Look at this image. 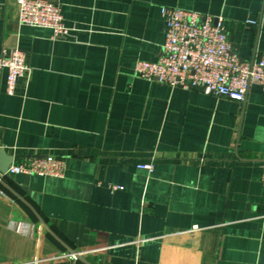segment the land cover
I'll return each mask as SVG.
<instances>
[{
	"label": "crops",
	"instance_id": "0c3cea01",
	"mask_svg": "<svg viewBox=\"0 0 264 264\" xmlns=\"http://www.w3.org/2000/svg\"><path fill=\"white\" fill-rule=\"evenodd\" d=\"M53 1L67 36L0 0V52L31 68L14 95L0 75V149L65 162L3 176L0 264H264V87L236 101L134 73L163 54L162 6L220 17L234 52L264 58V0Z\"/></svg>",
	"mask_w": 264,
	"mask_h": 264
},
{
	"label": "built area",
	"instance_id": "2783aa9c",
	"mask_svg": "<svg viewBox=\"0 0 264 264\" xmlns=\"http://www.w3.org/2000/svg\"><path fill=\"white\" fill-rule=\"evenodd\" d=\"M16 4L20 25L49 29L52 37L69 34L58 2L16 0ZM161 12L166 23L163 54L154 61L136 60V76L236 101L246 99L252 84L264 87V58L244 60L234 52L220 17L179 6H162ZM246 21L251 25L257 23L256 19ZM5 70L6 92L14 95L21 80L31 72L26 52L18 47L0 52V75ZM137 166L151 172L155 164L146 160ZM8 173L62 177L65 162L63 157L50 152L34 154L28 161L11 163ZM262 179L264 183V176ZM110 187L124 188L118 184Z\"/></svg>",
	"mask_w": 264,
	"mask_h": 264
},
{
	"label": "water",
	"instance_id": "95a60500",
	"mask_svg": "<svg viewBox=\"0 0 264 264\" xmlns=\"http://www.w3.org/2000/svg\"><path fill=\"white\" fill-rule=\"evenodd\" d=\"M14 160V156L7 154L6 150L4 148L0 149V183L5 184V181L3 179V176H7L10 177V174L8 173V168L11 165V163H13ZM8 186V185H7ZM9 187V186H8ZM17 194V193H16ZM18 197L25 202L29 208L33 211V213L37 216V218L39 219V221L41 222V225L43 228H45L48 232H50L53 236H55L56 238H58L59 240H61L52 230L51 228L47 225V223L45 222V220L39 215V213L37 212V210L27 201L25 200L23 197H21L19 194H17ZM67 251L69 254H74L75 256H77L78 258H82L79 254V252H77L76 250H74L73 248H71L70 246L66 245Z\"/></svg>",
	"mask_w": 264,
	"mask_h": 264
}]
</instances>
